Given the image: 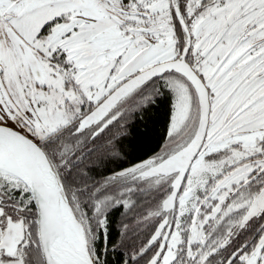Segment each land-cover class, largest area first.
<instances>
[{
	"label": "snow or ice",
	"instance_id": "snow-or-ice-1",
	"mask_svg": "<svg viewBox=\"0 0 264 264\" xmlns=\"http://www.w3.org/2000/svg\"><path fill=\"white\" fill-rule=\"evenodd\" d=\"M0 264H264V0H0Z\"/></svg>",
	"mask_w": 264,
	"mask_h": 264
},
{
	"label": "trees",
	"instance_id": "trees-1",
	"mask_svg": "<svg viewBox=\"0 0 264 264\" xmlns=\"http://www.w3.org/2000/svg\"><path fill=\"white\" fill-rule=\"evenodd\" d=\"M154 146V145H153Z\"/></svg>",
	"mask_w": 264,
	"mask_h": 264
}]
</instances>
